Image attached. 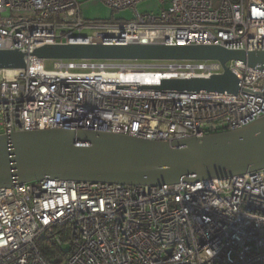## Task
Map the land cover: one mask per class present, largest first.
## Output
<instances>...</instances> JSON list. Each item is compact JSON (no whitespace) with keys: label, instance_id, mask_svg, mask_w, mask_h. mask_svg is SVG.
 I'll return each instance as SVG.
<instances>
[{"label":"built area","instance_id":"1","mask_svg":"<svg viewBox=\"0 0 264 264\" xmlns=\"http://www.w3.org/2000/svg\"><path fill=\"white\" fill-rule=\"evenodd\" d=\"M103 1L118 11L144 0ZM158 1L159 13L111 21L87 19L78 0H0V49L26 55L24 68H0V135L54 128L174 142L261 119L264 63L227 61L239 89L210 93L162 83L222 74L217 59L152 68L139 63L147 60L33 54L74 43L264 52V0ZM44 236L68 252L58 264H264V168L178 184L55 177L0 188V264H55L39 251Z\"/></svg>","mask_w":264,"mask_h":264},{"label":"water","instance_id":"2","mask_svg":"<svg viewBox=\"0 0 264 264\" xmlns=\"http://www.w3.org/2000/svg\"><path fill=\"white\" fill-rule=\"evenodd\" d=\"M45 59L205 60L217 59L224 73L209 79H167L162 88L229 92L238 78L225 64L264 63V52L229 50L216 45L48 44L33 52ZM25 53L0 49V68H24ZM264 168V116L236 130L182 141H154L89 130L38 129L0 135V188L16 183L64 180L161 185L185 180L228 178Z\"/></svg>","mask_w":264,"mask_h":264},{"label":"rangeland","instance_id":"3","mask_svg":"<svg viewBox=\"0 0 264 264\" xmlns=\"http://www.w3.org/2000/svg\"><path fill=\"white\" fill-rule=\"evenodd\" d=\"M78 1L80 2L79 5H81L82 15L90 20L131 21L134 20L136 12L141 14L146 12L159 13L163 8V4L158 0H144L136 6L135 10L128 8L118 11L110 8L103 0ZM139 63L152 68L164 64L159 60L140 61ZM51 66H53V61H48L47 67L50 68Z\"/></svg>","mask_w":264,"mask_h":264},{"label":"trees","instance_id":"4","mask_svg":"<svg viewBox=\"0 0 264 264\" xmlns=\"http://www.w3.org/2000/svg\"><path fill=\"white\" fill-rule=\"evenodd\" d=\"M40 239L39 251L42 252L46 260L48 259L51 261V263L58 264L59 261H62L67 257L68 252L62 250L59 247H55L51 236H44Z\"/></svg>","mask_w":264,"mask_h":264}]
</instances>
